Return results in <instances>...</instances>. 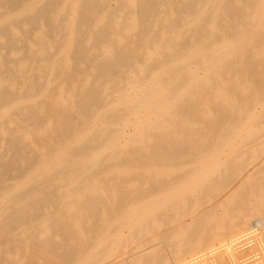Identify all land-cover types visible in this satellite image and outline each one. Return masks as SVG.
<instances>
[{"label":"bare ground","instance_id":"1","mask_svg":"<svg viewBox=\"0 0 264 264\" xmlns=\"http://www.w3.org/2000/svg\"><path fill=\"white\" fill-rule=\"evenodd\" d=\"M250 252L264 0H0V264Z\"/></svg>","mask_w":264,"mask_h":264},{"label":"built area","instance_id":"2","mask_svg":"<svg viewBox=\"0 0 264 264\" xmlns=\"http://www.w3.org/2000/svg\"><path fill=\"white\" fill-rule=\"evenodd\" d=\"M247 241L250 242V239L248 238ZM248 244H249V243H248ZM248 244H247V245H248ZM249 254H250V255H249V259H248V261L251 262L252 264H255V263H257L258 261H260V258H259L258 255H253L251 252H250Z\"/></svg>","mask_w":264,"mask_h":264},{"label":"rangeland","instance_id":"3","mask_svg":"<svg viewBox=\"0 0 264 264\" xmlns=\"http://www.w3.org/2000/svg\"><path fill=\"white\" fill-rule=\"evenodd\" d=\"M240 255H242V254H240Z\"/></svg>","mask_w":264,"mask_h":264}]
</instances>
